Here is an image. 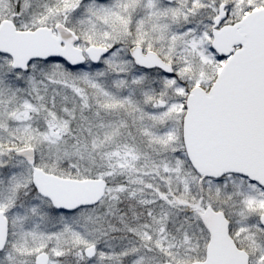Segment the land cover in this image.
Here are the masks:
<instances>
[{"label":"snow or ice","instance_id":"1","mask_svg":"<svg viewBox=\"0 0 264 264\" xmlns=\"http://www.w3.org/2000/svg\"><path fill=\"white\" fill-rule=\"evenodd\" d=\"M0 264H264V0H0Z\"/></svg>","mask_w":264,"mask_h":264}]
</instances>
